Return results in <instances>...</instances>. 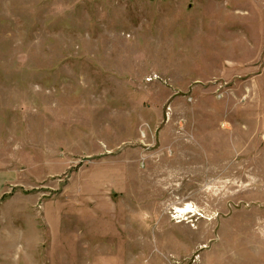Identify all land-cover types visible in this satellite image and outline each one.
I'll use <instances>...</instances> for the list:
<instances>
[{"label": "rangeland", "instance_id": "374dc122", "mask_svg": "<svg viewBox=\"0 0 264 264\" xmlns=\"http://www.w3.org/2000/svg\"><path fill=\"white\" fill-rule=\"evenodd\" d=\"M197 250L264 264V0H0V264Z\"/></svg>", "mask_w": 264, "mask_h": 264}, {"label": "built area", "instance_id": "2783aa9c", "mask_svg": "<svg viewBox=\"0 0 264 264\" xmlns=\"http://www.w3.org/2000/svg\"><path fill=\"white\" fill-rule=\"evenodd\" d=\"M186 213H188V214H186ZM194 215H196V211L195 210H193L192 212H182L181 209H175L174 210V214L172 215V218L177 223H181V222L189 223L192 220H188V219H191V217H194ZM190 225H193V221H192V223ZM202 248H203V246L200 247L199 249H202ZM200 251L201 250H197L194 254H192L191 257L186 259V261H184V262H180V261H177V260H172L169 264H198V262L200 261Z\"/></svg>", "mask_w": 264, "mask_h": 264}, {"label": "crops", "instance_id": "0c3cea01", "mask_svg": "<svg viewBox=\"0 0 264 264\" xmlns=\"http://www.w3.org/2000/svg\"><path fill=\"white\" fill-rule=\"evenodd\" d=\"M235 231L237 232V230H235ZM236 244H237V243H236ZM221 257H222V254H219L218 256H216L215 259H217L218 263H215V264H220L219 259H222ZM240 259H241V258H240ZM200 262H201V261H200ZM200 264H201V263H200ZM206 264H209V263H206ZM225 264H227L226 261H225Z\"/></svg>", "mask_w": 264, "mask_h": 264}, {"label": "bare ground", "instance_id": "6f19581e", "mask_svg": "<svg viewBox=\"0 0 264 264\" xmlns=\"http://www.w3.org/2000/svg\"><path fill=\"white\" fill-rule=\"evenodd\" d=\"M189 207V206H188ZM182 212H187L188 211V208H182L181 209Z\"/></svg>", "mask_w": 264, "mask_h": 264}]
</instances>
